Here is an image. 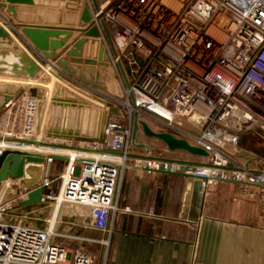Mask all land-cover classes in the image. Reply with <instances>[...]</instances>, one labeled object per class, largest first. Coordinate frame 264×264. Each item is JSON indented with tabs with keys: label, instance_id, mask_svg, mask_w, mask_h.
<instances>
[{
	"label": "built area",
	"instance_id": "obj_1",
	"mask_svg": "<svg viewBox=\"0 0 264 264\" xmlns=\"http://www.w3.org/2000/svg\"><path fill=\"white\" fill-rule=\"evenodd\" d=\"M96 1L97 11L86 4L91 25L99 30L98 40L105 44L115 69L122 65L128 86L117 71L120 94L100 93L105 120L85 150L95 156L75 160L43 155L45 165L52 164L54 157L66 161L58 195L42 196L40 202H50L52 211L45 229L26 224V216L11 214L28 196L19 189L18 180L0 182V264H96L84 251L71 253L52 243L54 226L65 206H76L83 209L90 227L109 231L111 215L118 211L121 175L129 161L134 115L164 125L175 138L207 153L203 163L185 165L183 171L201 182L203 194L216 182L234 181L252 187L249 198L264 203V0ZM37 101L33 95L25 101L20 139L33 136ZM10 105L8 101L4 107ZM180 119L191 129L176 122ZM244 139L245 143L254 140V151L242 147ZM226 145L250 156L254 167L239 165L234 155L224 151ZM6 148L0 146V155L12 151ZM155 156L140 159L141 167L158 172L170 165L171 171L181 172L183 164L162 161V154ZM52 182L44 178L39 186L44 189Z\"/></svg>",
	"mask_w": 264,
	"mask_h": 264
},
{
	"label": "crops",
	"instance_id": "obj_2",
	"mask_svg": "<svg viewBox=\"0 0 264 264\" xmlns=\"http://www.w3.org/2000/svg\"><path fill=\"white\" fill-rule=\"evenodd\" d=\"M76 1L80 4V8L73 13L75 17H72L71 21H66L61 12L47 13L48 7L55 6L52 0H33L32 5L15 4L13 5L15 16L2 8L0 21L11 22L14 25L60 26L76 30L82 27L80 16L83 7L89 3L93 8L90 0ZM18 30L21 31L19 27ZM79 37H81L80 33L74 32L65 46L57 50L51 60L45 61L43 72L40 67V71L34 75L33 79L0 74V83L15 82L39 87L46 93L42 108H46L51 100L55 99L53 96L55 90L66 89L69 85L68 80L72 82L79 80L82 87L90 89L91 91L88 92L93 94L115 96L116 94L101 90L103 87L101 78L106 77L105 79L109 81L111 79L109 68L113 62L110 56L107 58L106 53L103 52L106 58L102 63L104 66L75 64L67 57L65 50L71 49ZM89 41L82 50V59H94L98 56L99 42ZM0 46L6 45L0 44ZM17 46L20 47V45ZM95 53H97L96 56ZM38 55L41 56L40 53ZM30 57L33 58L32 55ZM63 59L68 60V66L75 68L77 80L69 77L65 71L55 68L56 61ZM50 71L56 72L66 80L57 81L47 77L46 82L37 81ZM110 84L117 86L115 82ZM111 87V91H116ZM29 95H33L30 87L26 92L3 89L0 91V107L11 101L9 107L2 108L9 117L13 107L20 101L25 103ZM81 102L91 104L93 108L102 105V102L93 98L84 99ZM104 120L105 114H103ZM2 122L0 126L6 128L8 120ZM61 123V130L55 129L54 132L69 138H79L81 137L79 134L84 135L86 131L91 133L94 127L93 124L81 122L82 124L78 123L79 126L77 125L78 127L72 131V119L70 120L66 114ZM139 136L143 139L141 137L137 139V145L148 146V149L141 150L135 146L137 150L129 152V161L122 172L118 189L116 202L118 211L111 215L109 231H97L90 227L82 208L65 206L59 221L54 226L55 236L52 237V243L63 246L71 253L76 250L84 251L96 261V264H264V203L257 198H249L248 195L253 188L234 181L216 182L208 186L199 205L195 203L197 202L195 194H192L187 216L181 219L183 198L186 190L191 189L190 181L193 180L185 175L146 170L141 167L139 160L144 158L140 157L151 153L162 154L163 158L171 161L196 164L203 163L205 159L192 157L184 151L170 152L161 141L146 137L142 132ZM30 142L43 144L40 137ZM253 142V139H249L242 147L252 148L254 151L257 145ZM53 145L56 149H62L55 143ZM49 149L50 147L38 145L33 151L48 153ZM56 149H54L55 152L58 151ZM63 149L64 152L74 150L69 146ZM232 155L241 166L246 167L248 164V168H253L255 165L251 157L241 150L234 149ZM58 161L61 160L54 159L51 164L48 178L53 182L44 188L42 195L45 199L47 196L58 195L59 176L66 165L63 159L65 163L59 170L58 165L55 164ZM20 203L14 206L18 212L11 214L26 216V224L45 229V220L49 219L52 213L50 202L31 204L27 207H21Z\"/></svg>",
	"mask_w": 264,
	"mask_h": 264
},
{
	"label": "water",
	"instance_id": "obj_3",
	"mask_svg": "<svg viewBox=\"0 0 264 264\" xmlns=\"http://www.w3.org/2000/svg\"><path fill=\"white\" fill-rule=\"evenodd\" d=\"M95 11L98 10L97 4L95 0H90ZM32 5L33 0H0V9H5L10 11L15 16V10L13 9V5ZM92 16L90 14V9L85 5L83 7L80 22L82 27L78 29L64 28V27H48V26H33V25H14L11 22L5 23L4 26L10 32H14L18 37L20 42L27 45L30 49V53L33 56L30 57L24 53H18L17 49L14 47V52H0V74L4 75H13L16 77L23 78H34V75L40 71V65L43 66V63L47 60H51L53 58V54L63 48L66 41L73 35L74 32H79L82 34L81 37L76 39L74 45L71 49L67 50L65 53L67 57L70 59L72 63H84L88 65L94 64H102L104 63L105 55H103V47L100 46L98 56L94 60L82 59V49L84 45L89 43V40L97 39L100 37V32L97 27L92 26L91 22ZM102 24V22H101ZM18 27L21 29V32L18 31ZM22 36H21V34ZM102 33L105 37L106 41H108L109 47L111 49L112 56L116 55L115 48L113 42L111 41L106 26L102 24ZM0 40L2 44H6L7 46L11 45V38L9 34L6 32L4 27L0 26ZM41 54L39 56L38 54ZM11 57L8 61L7 59ZM68 60L63 59L60 61H56V69L63 70L67 74L71 76H76V70L74 67L68 66ZM118 70L120 75L122 76L123 82L125 86H128V81L126 74L124 73L123 67L120 63H118ZM61 78V76H60ZM4 105H1L0 109H2ZM132 133H131V142L132 145L148 149V146L137 145L135 142V137L138 132V127L141 128L142 133L146 137L154 138L158 141H161L165 144L168 151H184L188 153L192 157H201L207 158V153L200 147H196L191 145L188 141L184 139L175 138L171 133L168 132H155L153 131L149 125L144 123L143 121L138 120L137 116L134 115L132 121ZM246 139L243 140L245 143ZM49 146H54L52 144H46ZM257 153V151H255ZM264 157V152L261 153ZM147 158V157H140ZM45 157L39 154H28L25 152H21L18 150L12 151H4L0 155V182L10 179L18 180V187L22 192L27 193V200L22 201L20 203L21 207H27L31 204L40 203L43 194V187H40L39 184L42 181V176L44 173V178H48L51 164L46 163L44 161ZM55 160H63L60 157H54ZM162 161L168 159H161ZM171 161V160H168ZM176 162V161H171ZM179 164H183L180 168L181 172H173L171 171L170 165L163 171L160 169L158 172L169 173L175 175H186L183 171L186 169L185 165L196 166V163H188V162H178ZM231 182V181H229ZM190 190H186V193L183 198L182 203V214L181 219H185L188 212V206L190 203V199L192 194L196 196V204H200L203 193L201 191V182L200 181H190Z\"/></svg>",
	"mask_w": 264,
	"mask_h": 264
},
{
	"label": "rangeland",
	"instance_id": "obj_4",
	"mask_svg": "<svg viewBox=\"0 0 264 264\" xmlns=\"http://www.w3.org/2000/svg\"><path fill=\"white\" fill-rule=\"evenodd\" d=\"M52 2L55 3V6L54 7H48L49 11H47V13H50L51 11H53V12H55L54 14H58L59 12H61L62 16L64 17V19L66 21H71L72 17H75L73 15V13L76 11V9L80 8V4L76 0H52ZM95 2H97V1L95 0ZM0 17H1V15H0ZM2 23L4 25L7 22L3 21ZM19 32H21V31H19ZM11 33L18 39V37L15 35V33L13 31ZM80 35L82 36L81 33H80ZM21 36H22V34H21ZM93 40L99 42V45L103 47L104 54L106 53V56L108 58L110 56V54L106 51V49L104 47L105 44L103 43V41L98 40V38L93 39ZM20 41L21 40H19V42ZM105 41H106V39H105ZM0 44H2L1 40H0ZM22 44L24 45L25 48H27L30 51V49L27 47L26 44H24V43H22ZM107 44H108V41H107ZM2 45H6V44H2ZM108 46H109V44H108ZM10 50H12V52H14V50L8 48L7 45L3 46V47L0 46V52L9 53ZM66 51L67 50H65V52ZM110 51H111V49H110ZM96 54L97 53H95V56H96ZM87 59L88 60H94L96 58H94V59L87 58ZM81 64H83V63H81ZM43 65H46V63L44 62ZM101 65L104 66L103 64H101ZM112 65H111V68H109V70H110L109 72L111 75L110 81L106 80L105 79L106 77L101 78L102 84H103V87L101 88V90H105L109 94H112V93L113 94H120L121 84H120V81H119L118 75H117V71H119L118 66H117V69H115V67ZM58 76H61V75H58ZM68 76L72 77L73 79H76V77H77V76H71L69 74H68ZM37 78H39V77H37ZM10 79L11 80H20L19 78H17V79L10 78ZM63 79H65V78H63ZM37 81H40L41 83L44 81L46 82V81H48V78L46 75H44L43 77H41V80H37ZM112 82H115V84L117 85L116 87L118 89V93L116 92L117 89H116V91L110 90V87L112 86V84H110V83H112ZM67 83L72 88L78 90L79 92H82V94H85L86 96H89L93 99H97L98 101H100L99 99H102L99 95L93 94L92 92H88L91 90L82 87L81 82L79 80H77L76 83L68 80ZM29 87L31 89V94H33V96L36 97L38 100L37 106H36V110H37L36 112L37 113H36V118H35V129H34L33 136L31 138H29L28 140L18 138V137L22 136V133H23L22 127H23V118H24V114H25V103L24 102L22 103L20 101L19 103L16 104V106L13 107L11 115L9 117L6 115V111H2V109H0V111H1L0 112V125H1V123H3L2 121L8 120V126L6 128L0 126V141H3V142L4 141L5 142L15 141V142H21V143H25V142L28 143L30 141H33L36 137H40V140L43 141V144L46 143V144H52L53 145V143H55L61 147L62 146H65V147L69 146V147H71L73 149H77V150H79V148H81L82 150L88 149L90 146L89 143L94 141L98 137L99 132L101 131V128H102L101 124L103 123V114H105L104 112L106 111L105 104L101 103L102 104L101 106H97V107L95 106V108H93V105L81 102L84 100L81 96L75 97L73 94L69 93L65 89V90H61V91L55 90L54 95H53L55 99H52L51 103H49L46 108L45 107L42 108L43 103H44L43 100H44L46 93L44 90H41L39 87H31L30 85H21V84L15 83V82L14 83L10 82L8 84L0 83V91L3 89H9V90L11 89V90L16 91V92H26ZM58 99H61V100H58ZM69 99L70 100L73 99L75 101H68ZM73 110L75 112H73ZM65 114H66V116L68 115V118L70 120L72 119V123H71L72 131H73V129L77 128L79 126V124H82L81 122H84L85 124H88V125L93 124L94 127L92 128L91 133L86 131V133L84 135L83 134L81 135V133H80L79 135L81 137H79V138H69L67 136H63V135L61 136L59 133L54 132L55 129L58 131L61 130V128H62L61 127V124H62L61 120ZM133 117H132V121H133ZM138 120L143 121L144 123L149 125V127L155 132H161V133L169 132L170 133V130H168L164 125L162 126V125L154 122L153 120H151L147 117L146 118L139 117ZM176 122L181 123L185 128H188V129L190 128L189 124L186 123L184 120L180 119V120H177ZM84 123H83V125H84ZM132 128H133V125H132ZM141 132H142L141 128L138 127V132H137L136 137H135L136 144H138L137 139H140V137H141V139H143L142 136H139ZM9 134H11L10 137H8ZM140 149L146 150L144 148H140ZM131 150H137V149L135 148V146L132 145L130 147V151ZM224 151L226 153H228L229 155H232V152L234 151V149L232 146L226 145L224 147ZM149 155H150V157H156L152 153L144 155V157H147ZM64 163H65L64 161H58L55 164L58 165V168L60 170L62 168V166L64 165ZM14 208L11 212L12 213L18 212L17 209H14Z\"/></svg>",
	"mask_w": 264,
	"mask_h": 264
},
{
	"label": "bare ground",
	"instance_id": "obj_5",
	"mask_svg": "<svg viewBox=\"0 0 264 264\" xmlns=\"http://www.w3.org/2000/svg\"><path fill=\"white\" fill-rule=\"evenodd\" d=\"M0 26L4 27V25H2L1 22H0ZM4 29L9 34V36L11 38V43H12L11 45H9L7 47L10 48V49H13L15 47L17 49L18 53H24V54H27L28 56H30L31 55L30 51L29 50L27 51V48H25L24 45L21 42H19V40L7 29V27H4ZM17 45H20V47H18ZM10 52H12V51L10 50ZM10 59H11V57L9 56V58L7 60L9 61ZM40 67H41L42 72H43V70L45 68V65H43V66L40 65ZM46 76L49 77V78H52L54 80H57V81L63 80L62 76L60 78V76H58L57 73L54 72V71H50V72L46 73ZM31 79H33V78H31ZM112 88H114V90L117 89V87L114 86V85L112 86ZM66 90L69 93L73 94L74 96H77V97L81 96L83 99H87V100L91 99V97L86 96L85 94H82V92H79L78 90L72 88L70 85L66 86ZM117 91H118V89H117ZM155 111L159 112V114H161V115H163V114L165 115L166 114L164 111L161 112L158 109H155ZM38 145L42 146V147H45V146L46 147H50V149H49L50 152H48V153H52V154L59 155V156H62V157L63 156L64 157H68V158L75 159V160H80L81 158L87 157V156H91V157L95 156V154L92 153L91 151H85V150H82V149L72 150V151H68V152L65 151L64 152L63 148H65V146H62L61 147L62 149H56L55 145L54 146H47V145H44V144H41V143H37V142L21 143V142H15V141H11V142L0 141V146L1 147H7L6 149H9V150H18V151L25 152V153H28V154L29 153L30 154H39V155L46 154L47 152L46 153H39L37 151H33V150L37 149ZM54 149H56V150H58L60 152H58V151L55 152Z\"/></svg>",
	"mask_w": 264,
	"mask_h": 264
}]
</instances>
